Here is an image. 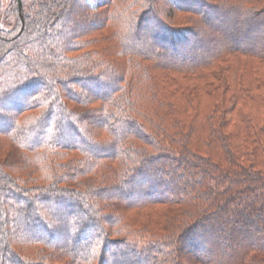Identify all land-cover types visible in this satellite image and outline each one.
Returning a JSON list of instances; mask_svg holds the SVG:
<instances>
[{
  "label": "trees",
  "instance_id": "1",
  "mask_svg": "<svg viewBox=\"0 0 264 264\" xmlns=\"http://www.w3.org/2000/svg\"><path fill=\"white\" fill-rule=\"evenodd\" d=\"M173 2L0 0V264H264V0Z\"/></svg>",
  "mask_w": 264,
  "mask_h": 264
},
{
  "label": "rangeland",
  "instance_id": "2",
  "mask_svg": "<svg viewBox=\"0 0 264 264\" xmlns=\"http://www.w3.org/2000/svg\"><path fill=\"white\" fill-rule=\"evenodd\" d=\"M91 3V5H92V7H94V8H96L97 7V5H96V2H90ZM174 2H173V0H163V5H164V10H165V13L166 14H169V13H176V9H174L175 7H174ZM235 75V74H234ZM234 75H233V78H234ZM235 80H236V78H235ZM229 116H231V114H229ZM4 143V142H3ZM3 146L5 147V144H2V141H0V151L2 152V154H3V150H1V148L3 149ZM8 153H7V155H10V152H9V150L11 151V152H13L14 153V156H12V158L11 159H14V158H17V157H19V153H18V151L14 148V147H11V146H8ZM1 154V153H0ZM4 155V154H3ZM5 156V155H4ZM132 241L133 242H138V243H140L141 245H144L146 242L142 239V237H140V236H135L134 238H132ZM186 264H188V262L186 263Z\"/></svg>",
  "mask_w": 264,
  "mask_h": 264
}]
</instances>
